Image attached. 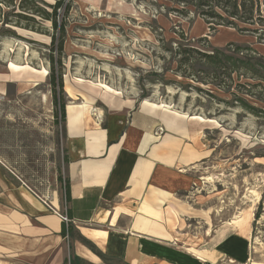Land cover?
I'll return each mask as SVG.
<instances>
[{
    "label": "rangeland",
    "instance_id": "rangeland-1",
    "mask_svg": "<svg viewBox=\"0 0 264 264\" xmlns=\"http://www.w3.org/2000/svg\"><path fill=\"white\" fill-rule=\"evenodd\" d=\"M21 1L33 4L0 0V161L39 194H60L64 124L54 119L49 84V45L59 32L50 21L20 9ZM39 1L49 11L47 5L57 0ZM173 8L186 7L171 0H73L68 13L58 12L66 33L60 70L64 107L85 101L104 113L121 98L132 107L146 100L189 114L200 125L197 143L208 156L193 170L191 188L176 197L175 230L183 239L203 241L222 223L252 219L251 262L264 264V115L256 117L235 101L243 97L264 111V83L233 85L226 93L206 74L185 76L169 50L182 35L195 48L234 42L264 56V40L230 27L211 29L192 7L181 13ZM17 14L34 16L39 28L25 29L23 21L15 25ZM252 191L258 201L247 198ZM0 264L23 262L0 256Z\"/></svg>",
    "mask_w": 264,
    "mask_h": 264
},
{
    "label": "crops",
    "instance_id": "crops-1",
    "mask_svg": "<svg viewBox=\"0 0 264 264\" xmlns=\"http://www.w3.org/2000/svg\"><path fill=\"white\" fill-rule=\"evenodd\" d=\"M132 104L118 98L104 113L85 101L65 106L68 201L61 186L41 195L0 161V256L23 264H257L252 219L222 223L203 241L175 230L176 197L208 156L197 143L200 125L176 108Z\"/></svg>",
    "mask_w": 264,
    "mask_h": 264
},
{
    "label": "trees",
    "instance_id": "trees-1",
    "mask_svg": "<svg viewBox=\"0 0 264 264\" xmlns=\"http://www.w3.org/2000/svg\"><path fill=\"white\" fill-rule=\"evenodd\" d=\"M12 1V0H5ZM32 5L24 4L21 1L20 9H24L29 14L40 17L41 19L50 21L52 28L59 32V38L51 35L49 45V62L50 74L49 84L53 95L54 119L58 123L65 120V107L62 97L63 83L61 76V57L63 54L64 37L66 35L64 25H59L57 18L60 11L64 14L68 13L71 2L73 0H57L52 5H47L49 11L39 7L35 2L39 0H31ZM174 4L183 7H192L194 13L202 18L212 29L215 26L230 27L239 33L255 34L258 40H264V0H171ZM186 8H173L174 12H184ZM32 15L17 14L15 25L25 22V29L37 30L39 23ZM38 25V28H35ZM180 42L174 41L175 48L173 51L176 60L177 69L185 76L191 77L194 72L206 74V80L210 84H214L218 89H223L228 93L232 86H261L264 83V56L247 45H241L234 42L227 43L222 48H212L211 50L199 49L193 47L190 41L179 35ZM56 56V57H55ZM241 80L258 81L249 83V81L241 82ZM206 83V82H205ZM247 95L252 97V92L246 91ZM251 94V95H250ZM235 101L239 102L241 107L259 117L264 115V111L251 106L243 97H235ZM58 182L64 191V199L68 201V181L58 178ZM65 231H70V225L63 226V235Z\"/></svg>",
    "mask_w": 264,
    "mask_h": 264
},
{
    "label": "built area",
    "instance_id": "built-area-1",
    "mask_svg": "<svg viewBox=\"0 0 264 264\" xmlns=\"http://www.w3.org/2000/svg\"><path fill=\"white\" fill-rule=\"evenodd\" d=\"M40 200L43 202L44 205L48 206V204H47L48 199L47 198L40 197ZM54 214H56L61 219L62 222H64V223H68L69 222V220H68V218L66 217L65 214L58 213L56 211H54Z\"/></svg>",
    "mask_w": 264,
    "mask_h": 264
},
{
    "label": "bare ground",
    "instance_id": "bare-ground-1",
    "mask_svg": "<svg viewBox=\"0 0 264 264\" xmlns=\"http://www.w3.org/2000/svg\"><path fill=\"white\" fill-rule=\"evenodd\" d=\"M12 68V67H11ZM252 193L254 194V192L252 191V192H249V194H250V196H248L247 198H249L250 200V202H255V201H258V196H256V197H253L254 195H252ZM251 197H253V198H251ZM253 216V215H252ZM236 219H237V217H236ZM239 232H241V231H239ZM244 232V231H243Z\"/></svg>",
    "mask_w": 264,
    "mask_h": 264
}]
</instances>
